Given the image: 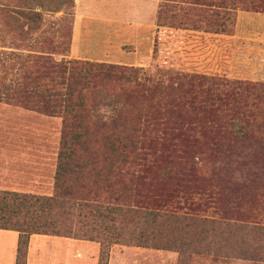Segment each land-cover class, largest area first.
<instances>
[{"label":"trees","instance_id":"1","mask_svg":"<svg viewBox=\"0 0 264 264\" xmlns=\"http://www.w3.org/2000/svg\"><path fill=\"white\" fill-rule=\"evenodd\" d=\"M159 1L158 26L226 36V42L232 41L237 10L264 12V0ZM35 5L45 7L43 0ZM11 17L25 21L26 30L20 31L29 33L38 29L42 14L24 1ZM66 50L57 43L27 49L20 55V88L0 91L6 99L61 118L52 192L0 189V230L18 234L14 264H26L32 234L97 241L100 260L121 243L178 248L182 254L238 250L264 261V226L249 229L182 213L181 206L194 210L200 204L188 191L155 204L133 195L134 177L150 160L138 151L165 144L184 151L199 138L219 148L224 134L261 143L264 83L199 73L148 76L132 65L66 58ZM235 228L256 234L262 245L258 250L230 245L225 235Z\"/></svg>","mask_w":264,"mask_h":264},{"label":"rangeland","instance_id":"2","mask_svg":"<svg viewBox=\"0 0 264 264\" xmlns=\"http://www.w3.org/2000/svg\"><path fill=\"white\" fill-rule=\"evenodd\" d=\"M24 1L42 14L38 29L29 33L20 31L26 30L25 21L17 23L11 17L12 9ZM37 1L0 0V91L20 88V55H25L27 49L57 43L60 50L67 49L66 58H71L74 0H43V9L35 5ZM52 9L56 10L49 11ZM103 27L108 29L106 24ZM226 39L158 26L151 61L135 67L148 76H157L161 71L199 73L264 83V53L256 42H226ZM122 45L127 51L131 49V45ZM60 57L54 55L55 59ZM60 140V117L31 110L20 100L6 99L0 93V189L50 194ZM138 152L148 154L150 160L134 177L136 197L155 204L170 200L176 191L177 194L188 191L200 204L194 210L181 206L182 213L192 212L246 225L249 229L256 223L264 226V139L249 144L224 134L219 148H212L209 140L199 138L184 151L165 144ZM229 234L225 236L230 245L247 249L249 246L252 250L262 245L254 233L235 228ZM33 241L29 264H264L258 258L241 255L238 250L182 254L178 248L155 249L121 243L110 246L108 256L100 260L102 246L97 241L73 238ZM221 243L227 247L222 239ZM5 261L0 238V264H6Z\"/></svg>","mask_w":264,"mask_h":264},{"label":"crops","instance_id":"3","mask_svg":"<svg viewBox=\"0 0 264 264\" xmlns=\"http://www.w3.org/2000/svg\"><path fill=\"white\" fill-rule=\"evenodd\" d=\"M71 58L91 61L145 65L152 59L156 13L159 0H74ZM106 24L108 29L103 27ZM103 25V26H102ZM116 27V29H112ZM236 41H255L264 53V12L237 10L234 34ZM131 45L130 50L123 48ZM18 234L0 230L6 264H14ZM34 238L65 237L32 234L28 241L26 264H29ZM44 240V239H41Z\"/></svg>","mask_w":264,"mask_h":264}]
</instances>
